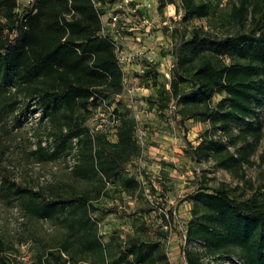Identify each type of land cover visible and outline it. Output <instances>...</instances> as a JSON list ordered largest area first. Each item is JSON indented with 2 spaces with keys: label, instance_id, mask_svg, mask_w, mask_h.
Wrapping results in <instances>:
<instances>
[{
  "label": "trees",
  "instance_id": "obj_1",
  "mask_svg": "<svg viewBox=\"0 0 264 264\" xmlns=\"http://www.w3.org/2000/svg\"><path fill=\"white\" fill-rule=\"evenodd\" d=\"M100 1L103 0H33L17 10L15 0H0V138L3 132H9L10 121L11 126L18 125L19 116L31 111L30 103L20 108L19 96L34 100L39 119L63 122L64 128L52 133L61 150L71 139L84 146L82 155L86 162L78 167L80 173L98 170L110 179L126 167L121 147L132 140L131 126L124 120L118 128L117 142L110 143L101 133L89 130L80 114L88 105L122 86L121 64L114 48L118 41L104 27ZM169 1L182 20L206 15L204 2ZM231 16L241 25L248 21L250 27L221 36L197 28L189 38H183L175 27L178 39L173 48L174 80L169 87L185 111L173 122L178 127L188 117H202L218 122L224 133L230 134L232 122L251 117L258 120L256 110L264 105V7L255 5L248 10L241 0L239 6L232 5ZM139 76L154 78L156 71L150 68ZM178 82L185 83L186 88L179 89ZM214 92L223 96L216 108L209 109L207 105ZM172 113L175 114L173 110ZM248 125L240 132L257 140L259 126L253 127L252 122ZM94 139L99 145L97 152L92 148ZM207 150L221 155L224 164L237 160L224 143L212 138L200 141L189 154L196 160ZM34 153L45 160L59 152H49L39 143ZM131 171L136 172V167L131 166ZM0 178L1 195L6 199L21 198L27 214L40 219L63 214L66 227L72 231L69 235H77L78 247L85 251L103 249L91 213L136 212H125L115 205L97 207L87 193L48 198L1 173ZM124 184L131 188L136 181L127 177ZM191 197L193 208L185 230L175 227L183 238L180 252L185 264H205L204 259L209 257H235L241 264H264V186L242 200L232 197L224 184L200 185ZM141 210L149 213L151 208ZM165 211L174 224V209L169 207ZM126 237L119 245L121 259L126 261L130 256L129 264H168L163 253H152L158 242L130 234ZM192 243L201 245L203 252L187 247ZM66 248L62 245L51 252L52 260L44 257L39 264H68L69 258L63 257ZM3 252L0 239V264H12Z\"/></svg>",
  "mask_w": 264,
  "mask_h": 264
},
{
  "label": "rangeland",
  "instance_id": "obj_2",
  "mask_svg": "<svg viewBox=\"0 0 264 264\" xmlns=\"http://www.w3.org/2000/svg\"><path fill=\"white\" fill-rule=\"evenodd\" d=\"M195 1L207 4L206 15L186 20L181 19L169 0L98 2L104 27L120 44L122 86L103 100L88 105L80 114L89 130L101 133L110 143L117 142L118 128L124 120L130 124L132 140L128 146L121 147L126 167L117 176L107 179L98 170L81 174L78 167L86 162L82 155L84 146L71 139L61 150L52 136L60 127L64 128L61 119H39L40 111L34 100L19 96L20 108L30 103L31 111L19 116L18 125L11 126L10 121L9 132L1 134V174L48 198L87 193L97 207L115 205L125 212H136L132 215L99 210L91 213L103 249L85 251L78 247L77 235H69L72 231L66 227L63 214L51 219L36 218L25 212L21 198L6 199L0 193V239L3 253L12 264H39L44 257L52 260L51 252L62 245L67 246L63 257L69 258L68 264H129L130 256L126 261L120 258L119 245L127 238L126 234L158 242L152 253H163L168 264H185L180 252L183 238L175 227L185 230L193 208L191 194L200 185L224 184L238 200L264 186V105L256 110L258 120L251 117L232 122L230 134H225L219 123L209 118L188 117L179 127L173 123L185 112L169 87L174 80L173 48L178 39L175 27L183 38H189L197 28L221 36L250 27L248 21L241 25L231 16L232 5L239 6L241 0ZM242 1L248 10L255 5L264 7V0ZM20 2L23 4L25 0ZM150 68L156 71V77L139 76ZM178 88L185 89V83L178 82ZM222 96L214 92L207 107L216 108ZM249 122L260 128L257 140L240 132L248 128ZM209 138L224 143L237 160L224 164L223 157L211 150L192 159L189 150ZM39 143L49 152L57 149L59 153L42 160L34 153ZM98 147L94 139L93 150L97 152ZM131 166L137 171L132 172ZM127 177L136 181L134 187L124 184ZM169 207L174 209V224L166 215ZM148 208H151L149 213L141 210ZM187 247L203 252L198 243ZM204 260L205 264H241L235 257Z\"/></svg>",
  "mask_w": 264,
  "mask_h": 264
},
{
  "label": "built area",
  "instance_id": "obj_3",
  "mask_svg": "<svg viewBox=\"0 0 264 264\" xmlns=\"http://www.w3.org/2000/svg\"><path fill=\"white\" fill-rule=\"evenodd\" d=\"M16 1V4L18 5L17 6V10H20L22 7H24V6H26V5H28V4H30L33 0H25V2L22 4V2H20V0H15ZM126 2H127V0H125ZM114 45H115V53H116V56H117V58L119 59V61L121 60V58L119 57V49H120V44L118 43V42H115L114 43ZM134 58V54H131L130 55V59L131 58ZM132 58V59H133ZM120 64H121V62H120Z\"/></svg>",
  "mask_w": 264,
  "mask_h": 264
}]
</instances>
